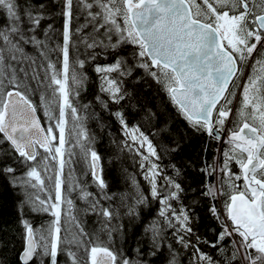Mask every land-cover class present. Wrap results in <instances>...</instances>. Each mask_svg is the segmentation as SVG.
<instances>
[{"label":"snow or ice","instance_id":"snow-or-ice-1","mask_svg":"<svg viewBox=\"0 0 264 264\" xmlns=\"http://www.w3.org/2000/svg\"><path fill=\"white\" fill-rule=\"evenodd\" d=\"M48 2L0 0V175L21 192L17 264H183L179 257L184 252L188 264H264V0H60L59 14L64 24L63 43L57 46L59 68L43 51L53 31L51 23L42 32L45 40L38 38L49 12ZM74 3L84 18L75 31ZM74 35L86 49L106 50L113 57L112 63L94 68L101 91L113 101L119 103L124 98L120 81L113 74L123 76L131 71L118 49L131 45L133 55L140 60L138 66L163 85L189 125L212 140L224 139L227 145L221 163L205 162L199 169L205 175L199 192L184 187L178 179L181 170L175 165V176L163 177L160 183L162 170L152 159L160 158L155 147L138 129H128L121 113H115L125 134L139 145L136 152L141 157L143 177L150 185L147 195L135 192L125 215L138 219L151 201L159 205L156 219L144 231L146 238L137 240L130 253L125 251L124 226L113 224L117 211L101 203L111 199L101 157L91 147L87 129L76 123L81 118L71 98L79 95L75 89L85 83L86 76L76 68L82 69L86 60L77 59L74 64L70 60ZM97 35L102 38L97 39ZM24 45L41 50L40 56L47 61L40 65L44 68L43 80L35 67L30 77L38 85L46 81V88L51 89L50 97L40 98L50 121L47 127L41 125L37 106L26 90H21L27 86L20 74L28 77L29 73L11 63L31 59L25 55ZM96 57L93 51L87 59ZM35 64L31 60L29 67ZM241 79L242 85L235 83ZM237 88L240 101L234 112L231 106ZM68 113L74 121L71 130L67 129ZM226 123L232 126L225 133ZM66 130L69 136L75 134L72 147H80L97 192H89L78 183L66 190L64 168L70 165L72 156L66 148ZM5 143L6 148L2 147ZM49 161L56 166L45 178L42 172L49 171ZM233 163L239 172L232 170ZM21 167L23 172L18 174ZM212 177H216L214 182ZM45 179L51 182L50 187ZM132 183L138 189L135 179ZM77 188L80 199L88 205L84 212L101 218L105 239L90 235L75 214L66 191ZM30 189L48 194L42 199ZM188 191L195 194L185 204ZM198 197L208 199V212L220 225L212 241L202 239L196 231ZM220 197L224 198L222 211L214 203ZM26 209L48 213L51 220L35 228L25 218ZM202 245L216 249L222 258L210 255ZM2 253L0 248V256ZM0 264L5 261L0 259Z\"/></svg>","mask_w":264,"mask_h":264},{"label":"trees","instance_id":"trees-1","mask_svg":"<svg viewBox=\"0 0 264 264\" xmlns=\"http://www.w3.org/2000/svg\"><path fill=\"white\" fill-rule=\"evenodd\" d=\"M49 12L46 14V20L43 22L39 39L45 40L42 32L47 29L49 23L53 26L50 33V39L46 40L47 48L43 49L48 58L60 67L61 54L58 45H62L64 18L59 14L61 11L60 0H49ZM3 17L0 16V19ZM84 23L83 15L76 10L74 3L73 8V31ZM85 31H90L86 29ZM79 35H84L80 33ZM97 39L102 37L97 35ZM55 49V51H52ZM70 60L74 64L77 59L86 60L84 67L76 68L78 73L86 76L83 87L75 89L79 91L78 96H73V106L77 108L78 115L81 118L76 123H82L87 129L89 137L92 138L91 147L98 152L101 157V165L103 168V176L108 185L107 192L111 197L110 200L101 201L105 206H111L118 213V217L113 224H122L126 234L125 251L131 252L136 246L137 240H143L145 229L156 219L159 205L155 201H151L147 207L143 208L138 219H132L125 215L126 205L131 204L132 197L136 191H142L148 194L150 185L143 177V170L140 166L141 157L137 154L138 144L134 143L130 136L125 134V129L120 124L115 113L122 114L124 121L127 123L128 129H138L139 133H143L151 141L159 160L152 158L162 170L159 179L163 183V177L175 176L173 165L181 170V176L178 178L183 182L185 188L195 189L197 192L202 190L205 175L199 169L204 167L205 162L208 164L221 163V153L226 149L227 145L224 140L215 141L210 139L206 133L195 131L189 123L180 115L176 105L170 99L167 91L162 84L158 83L148 72L139 67L140 60L134 55V47L124 45L118 49L120 56L126 61L125 67L130 69V74L119 76L113 74V77L120 81L122 94L124 98L116 103L109 95L100 89L101 80L99 75L94 71L97 64H108L113 62V57L107 55L106 50L86 49L80 43L77 35L73 36V42L70 44ZM40 51L33 45H24V52L31 59H23L19 63H13L15 67H23L29 73L28 77H21L23 84L27 88V95L37 106V110L44 125L50 123L45 115L44 107L41 105L40 98L42 95L50 97L51 89L46 88V81L37 84L36 80H32V68L35 67L43 80L44 68L40 65H46L47 61L40 56ZM95 51L97 53L96 60L87 59L88 53ZM31 60H35L36 64L29 67ZM99 97L100 99H97ZM105 102L107 107L102 103ZM55 107V106H53ZM71 116V114H70ZM73 121V120H72ZM54 123V121H52ZM74 122V121H73ZM2 136V134H0ZM71 136H75L72 134ZM75 141L71 144H74ZM178 145V146H177ZM2 147H7L3 144ZM207 147V151H204ZM173 149H175L173 151ZM219 150V151H218ZM147 154L146 149H141ZM43 156V150H40ZM38 160L41 157L37 158ZM43 167V165H41ZM234 172H239V168L234 163L231 165ZM55 168V167H54ZM50 169V168H49ZM55 170V169H54ZM23 172V168L18 169V174ZM48 171L42 172L43 177L52 175ZM66 179L65 188L74 183L86 188L89 192H97L96 184L93 182L87 161L84 159L79 146H76V154L72 155L70 168L64 170ZM138 184V189L133 185L132 180ZM216 177H212L214 182ZM50 181L45 179L46 186L50 187ZM238 183H243L242 181ZM29 191L39 195L42 199L46 197L47 192L39 189H30ZM195 193L188 191L185 194L184 203L191 201ZM66 195L73 200L75 205V214L80 222L85 226V230L93 236L98 235L101 240L105 239L104 233L101 231L100 217L92 212L85 213L84 209L88 207L87 203L80 199L79 188L75 191L68 192ZM21 192L14 188L8 180L0 175V248H3L0 259L5 264H17L18 250L21 249V226L20 216L17 213V205L20 201ZM199 204L196 206V212L199 219L196 221V231L202 237L212 241L216 234L220 231V225L208 212L209 201L205 197H198ZM223 197L214 201L218 210L222 211ZM174 206H177L174 204ZM25 218L28 219L35 228L46 225L51 216L43 212H31L25 210ZM74 230V229H73ZM171 238L169 237V242ZM227 243V241L223 242ZM6 244V247H5ZM230 246V245H229ZM203 250L217 259L222 258V254L216 249L208 245H202ZM187 253H181L180 259L183 264H188Z\"/></svg>","mask_w":264,"mask_h":264},{"label":"rangeland","instance_id":"rangeland-1","mask_svg":"<svg viewBox=\"0 0 264 264\" xmlns=\"http://www.w3.org/2000/svg\"><path fill=\"white\" fill-rule=\"evenodd\" d=\"M251 63V61H249V64ZM248 72H249V69L248 68H246L245 69V76H247L248 75ZM235 83H237V84H240V85H242L243 83H244V80L243 79H241V80H239V81H235ZM231 87V86H230ZM239 101H240V90H239V88H237L236 89V97H235V99L233 100V104H232V108H233V111L235 112L236 111V109H238L239 108ZM67 118H68V126H67V129L68 130H71L72 129V127H73V121H72V117L70 116V113H68V116H67ZM230 119H231V117H230ZM49 121V120H48ZM50 122V121H49ZM232 125L231 124H229V123H226V125H225V133L227 132V129L228 128H230ZM46 127V126H45ZM74 134V133H73ZM75 135V134H74ZM66 138L68 139V144H66V148H70V150H71V152H72V155H75L76 154V147H72V145L73 144H71V143H73L75 140H76V137L75 136H69L68 135V131L66 130ZM224 140V139H223ZM227 148V147H226ZM44 155V154H43ZM65 158L67 159L68 157H67V154H66V156H65ZM71 161H72V156H71ZM49 172L51 173V171L53 172L54 171V167L56 166V162H54V161H49ZM68 169V168H70V165H68V164H66L65 165V168H64V170L65 169Z\"/></svg>","mask_w":264,"mask_h":264},{"label":"water","instance_id":"water-1","mask_svg":"<svg viewBox=\"0 0 264 264\" xmlns=\"http://www.w3.org/2000/svg\"><path fill=\"white\" fill-rule=\"evenodd\" d=\"M36 115L38 116V118H39V120H40V123H41V125H42V126H45V125H44V123H43V121H42V119H41V116H40V115H39V113H38V110H37V113H36ZM40 150H42V149H40ZM40 150H39V151H40ZM100 164H101V161H100ZM101 166H102V165H101Z\"/></svg>","mask_w":264,"mask_h":264}]
</instances>
